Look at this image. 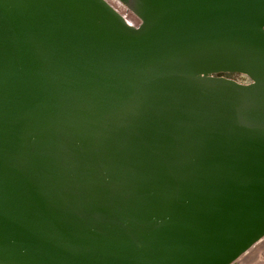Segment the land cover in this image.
<instances>
[{
    "label": "water",
    "instance_id": "95a60500",
    "mask_svg": "<svg viewBox=\"0 0 264 264\" xmlns=\"http://www.w3.org/2000/svg\"><path fill=\"white\" fill-rule=\"evenodd\" d=\"M126 4L0 0V264H231L264 237V0Z\"/></svg>",
    "mask_w": 264,
    "mask_h": 264
},
{
    "label": "rangeland",
    "instance_id": "374dc122",
    "mask_svg": "<svg viewBox=\"0 0 264 264\" xmlns=\"http://www.w3.org/2000/svg\"><path fill=\"white\" fill-rule=\"evenodd\" d=\"M122 10L126 11V1H123ZM231 264H264V237L251 246L247 251L241 254Z\"/></svg>",
    "mask_w": 264,
    "mask_h": 264
},
{
    "label": "bare ground",
    "instance_id": "6f19581e",
    "mask_svg": "<svg viewBox=\"0 0 264 264\" xmlns=\"http://www.w3.org/2000/svg\"><path fill=\"white\" fill-rule=\"evenodd\" d=\"M117 9H119L120 11H123L122 8L123 6L125 7V5L123 4V2H117V0H109ZM125 13V12H123ZM127 15V14H126ZM131 21H135V17L133 14L132 16H127Z\"/></svg>",
    "mask_w": 264,
    "mask_h": 264
},
{
    "label": "built area",
    "instance_id": "2783aa9c",
    "mask_svg": "<svg viewBox=\"0 0 264 264\" xmlns=\"http://www.w3.org/2000/svg\"><path fill=\"white\" fill-rule=\"evenodd\" d=\"M122 13L123 12H125V13H123L126 17L127 16H132V13H131V11L129 10V8H128V6H126V11H121ZM127 14V15H126ZM127 19L130 21V22H132V23H135V24H137L138 23V18L137 17H135V21H131L128 17H127Z\"/></svg>",
    "mask_w": 264,
    "mask_h": 264
},
{
    "label": "flooded vegetation",
    "instance_id": "af4514ba",
    "mask_svg": "<svg viewBox=\"0 0 264 264\" xmlns=\"http://www.w3.org/2000/svg\"><path fill=\"white\" fill-rule=\"evenodd\" d=\"M117 2H122V1L121 0H117ZM228 74L231 75V76H234L236 78H239V79H246L247 78V76L245 74L240 73V72H235L233 74L228 73Z\"/></svg>",
    "mask_w": 264,
    "mask_h": 264
},
{
    "label": "trees",
    "instance_id": "16d2710c",
    "mask_svg": "<svg viewBox=\"0 0 264 264\" xmlns=\"http://www.w3.org/2000/svg\"><path fill=\"white\" fill-rule=\"evenodd\" d=\"M126 1V0H125Z\"/></svg>",
    "mask_w": 264,
    "mask_h": 264
}]
</instances>
